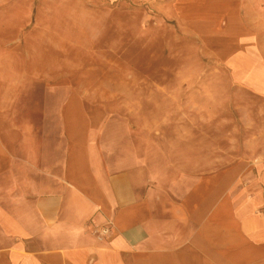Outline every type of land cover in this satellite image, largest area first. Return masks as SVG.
Masks as SVG:
<instances>
[{"label":"crops","instance_id":"obj_1","mask_svg":"<svg viewBox=\"0 0 264 264\" xmlns=\"http://www.w3.org/2000/svg\"><path fill=\"white\" fill-rule=\"evenodd\" d=\"M63 12L75 27L57 25ZM113 12L146 48L169 29L199 44L216 72L192 80L195 96L212 105L131 74L129 94L113 91L130 105L70 87L17 141L11 102L28 76L48 79L29 70L62 46L77 52L68 75L84 69ZM251 96L259 118L236 122L235 98L245 114ZM0 264H264V0H0Z\"/></svg>","mask_w":264,"mask_h":264},{"label":"rangeland","instance_id":"obj_2","mask_svg":"<svg viewBox=\"0 0 264 264\" xmlns=\"http://www.w3.org/2000/svg\"><path fill=\"white\" fill-rule=\"evenodd\" d=\"M45 8H47L46 5ZM146 8L136 7V9L140 10H146ZM114 9L113 7L111 10ZM71 15L63 12L62 16L56 19L58 20L57 25L63 29H65V26L75 27L76 19ZM43 20L48 19L43 18ZM79 20L85 19L80 18ZM99 20V17H91L90 22L98 23ZM108 20L110 24L103 43L101 44L99 40H93L95 41L93 43L94 49H92L90 56L84 57V69L83 67L80 68L78 73L68 75L70 73H68L66 62L69 57H73L75 51L73 53V51L65 49V46L55 49L56 51L53 52V58L55 59L52 60L51 65L47 64L51 60H45L34 71L29 70L32 75L38 72L48 79L43 80L40 79L41 77H37V79L36 76H28L27 82L22 86V96L19 99L12 100L13 108L9 121L13 132L17 133V141H22V124H40L45 118L50 117V114L46 113V111L49 107L54 108L63 105L70 87L81 88L90 92L91 96L88 99V104L91 106L113 107L123 101L130 105L129 97H115L113 96V91L117 85L118 90L122 86L126 90V94H129L131 89L129 77L131 74L152 76L157 79L165 77V79H170L168 83L172 87L175 84H185L187 91L186 104L188 106L203 105L204 109H207V107L212 105L214 98L210 92L202 96L200 94L195 96V90H199L201 83H196L192 80L196 77L200 78L204 74L216 72V69L211 67V65H204V63L208 62L209 56L192 38L184 37L176 30L169 29L167 33H162V36L155 35L153 43L146 48V44L142 43L129 30L128 23L133 21V18L130 16L118 17L113 12ZM142 20L145 24L147 19L144 17ZM120 21L126 23L121 36V29L117 26ZM59 36L62 37L61 41H66L68 35L60 33ZM31 53V51H23V55L26 57ZM83 73L87 77L84 81L82 80L84 78ZM118 75H122L126 81H114V77ZM180 75L183 80H187L185 83L177 81ZM69 77H71L70 81L68 80ZM108 79L113 81L108 82ZM241 100L240 98H235L232 104L235 110L233 116L236 122L239 121L241 123L244 119L246 120V117H250L252 121L257 120L259 118L258 108L263 102L258 97L251 96L245 103L246 106L250 107L251 114L248 112L243 114ZM187 116L194 118V115L191 114ZM225 116L222 115V117ZM202 117L204 124H209L212 120L211 114L202 115Z\"/></svg>","mask_w":264,"mask_h":264},{"label":"built area","instance_id":"obj_3","mask_svg":"<svg viewBox=\"0 0 264 264\" xmlns=\"http://www.w3.org/2000/svg\"><path fill=\"white\" fill-rule=\"evenodd\" d=\"M104 232H105V233L109 232V229H104Z\"/></svg>","mask_w":264,"mask_h":264}]
</instances>
